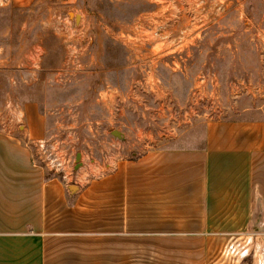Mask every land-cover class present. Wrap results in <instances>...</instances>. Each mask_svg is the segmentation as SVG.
Instances as JSON below:
<instances>
[{
  "label": "rangeland",
  "instance_id": "rangeland-1",
  "mask_svg": "<svg viewBox=\"0 0 264 264\" xmlns=\"http://www.w3.org/2000/svg\"><path fill=\"white\" fill-rule=\"evenodd\" d=\"M18 105L45 121L34 163L74 182L264 123V0H0V128Z\"/></svg>",
  "mask_w": 264,
  "mask_h": 264
},
{
  "label": "crops",
  "instance_id": "crops-1",
  "mask_svg": "<svg viewBox=\"0 0 264 264\" xmlns=\"http://www.w3.org/2000/svg\"><path fill=\"white\" fill-rule=\"evenodd\" d=\"M8 117L0 264H264V123L210 121L201 147L149 151L74 182L48 175L22 142L45 135L36 106Z\"/></svg>",
  "mask_w": 264,
  "mask_h": 264
},
{
  "label": "water",
  "instance_id": "water-1",
  "mask_svg": "<svg viewBox=\"0 0 264 264\" xmlns=\"http://www.w3.org/2000/svg\"><path fill=\"white\" fill-rule=\"evenodd\" d=\"M115 134H116L117 136H119V134H118L117 132H115Z\"/></svg>",
  "mask_w": 264,
  "mask_h": 264
},
{
  "label": "trees",
  "instance_id": "trees-1",
  "mask_svg": "<svg viewBox=\"0 0 264 264\" xmlns=\"http://www.w3.org/2000/svg\"><path fill=\"white\" fill-rule=\"evenodd\" d=\"M204 148V147H203Z\"/></svg>",
  "mask_w": 264,
  "mask_h": 264
}]
</instances>
